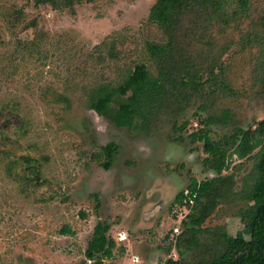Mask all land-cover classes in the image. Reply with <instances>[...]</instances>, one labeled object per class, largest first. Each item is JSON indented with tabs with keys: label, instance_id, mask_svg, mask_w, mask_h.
Instances as JSON below:
<instances>
[{
	"label": "rangeland",
	"instance_id": "1",
	"mask_svg": "<svg viewBox=\"0 0 264 264\" xmlns=\"http://www.w3.org/2000/svg\"><path fill=\"white\" fill-rule=\"evenodd\" d=\"M156 1L0 0V264H79L98 222L115 241L110 264L206 262L221 251V233L247 238L259 230L239 213L264 200L251 191L259 148L239 158L228 144L222 176L232 179L196 208L174 198L192 178L217 176L202 164L203 143L189 137L201 119L229 109L233 122L209 126L211 139L223 141L264 118V0H248L235 15L240 2L226 0L227 24L209 2L193 1L173 12L168 29L148 18ZM169 42V58L150 55L148 45ZM182 61L196 66L203 87L168 81L161 103L136 119L138 129L91 109L94 90L118 85L135 64L178 78ZM109 143L116 150L106 170L101 147ZM206 213L197 228L189 215Z\"/></svg>",
	"mask_w": 264,
	"mask_h": 264
},
{
	"label": "trees",
	"instance_id": "2",
	"mask_svg": "<svg viewBox=\"0 0 264 264\" xmlns=\"http://www.w3.org/2000/svg\"><path fill=\"white\" fill-rule=\"evenodd\" d=\"M56 1L59 0H36V3H47L55 7ZM63 1L66 5L72 4V0ZM193 1L199 4L209 2L215 12H220L219 17L224 24L231 20V18H227L229 16L224 12L223 5L226 0H157L151 6L148 18L163 29H168L171 27L173 12ZM238 1L242 8L233 11L234 15L244 12L247 8L248 0ZM170 47L171 42L161 45H148V50L152 57L163 60L169 58L173 53V49ZM182 62L179 67L178 78L169 76L164 71H160L158 76L154 77L149 74L143 63L135 64L133 68L128 69L125 78L118 85L113 86L110 83H105L94 90V99L90 104L91 109L116 127L138 129L139 125L136 124V119H144L145 111L148 108L161 103V98L167 92L169 82L171 84L179 82L183 88H191L194 91L203 87L204 82H201L200 79L202 74L199 73L196 66L192 62H185L184 64ZM207 72L209 77L213 76L212 67L207 69ZM214 79H216V76ZM262 81L264 83V80ZM220 85L223 91L229 90L228 85L223 83ZM233 120L234 116L229 109H223L220 115H209L201 119L199 121L200 129L189 134L191 142L203 143V152L207 155L202 161L204 168L217 174L216 177L204 179L200 182H197L194 178L191 179L188 191L190 192L189 197L195 204L194 208L201 204L202 197L219 189L218 183L221 184L232 179V175L222 176V173L229 168L230 148H232L231 154H235L239 158L246 157L253 150L259 148V160L256 165L257 176L251 186V191L264 193V118L257 122L254 129L248 128L245 130L238 127L234 128L233 132L223 141L219 139L213 141L211 139L209 126L214 124L227 125ZM144 125L145 123H143ZM185 126L186 123L180 128L182 129ZM179 139H182V137H179ZM228 144H230L229 149ZM101 149L106 157V162L103 165L107 170L111 166L112 154L116 150V145L109 143ZM32 161L35 163V159L26 157L24 163L32 166V169L34 168L32 172L38 174L39 166L32 163ZM194 194L195 196H193ZM245 197L248 198L247 195ZM182 198L183 194L179 192L174 198V203H181ZM95 199L98 201L97 196ZM186 205L189 206V203ZM213 206L214 204H211L209 207ZM96 208H99L98 203ZM239 213L243 223L259 225V230L250 232L247 238L242 232H237L235 236H229L225 232L221 233V251L210 260L196 264H264V200L259 203H250L246 208L241 209ZM206 216L207 213L198 218H193L192 214L189 215L197 228H200L199 225ZM197 228H190V230L196 233ZM108 230L109 225L107 223L98 222L96 224L84 252L85 260H82L79 264H110L106 263L105 260L113 256L115 241L107 235ZM63 232L70 233L71 231L65 228ZM165 264H180V261L168 259Z\"/></svg>",
	"mask_w": 264,
	"mask_h": 264
},
{
	"label": "built area",
	"instance_id": "3",
	"mask_svg": "<svg viewBox=\"0 0 264 264\" xmlns=\"http://www.w3.org/2000/svg\"><path fill=\"white\" fill-rule=\"evenodd\" d=\"M189 194L190 192L186 190L185 193H183V198L181 200V203H178V206L181 208V207H184L185 209H187V207H189L190 205H193V200L189 197ZM195 196V194L193 195ZM189 203V206H187L186 204ZM182 210V209H181ZM181 214V213H180ZM174 231L176 232L177 229L174 228ZM117 241L118 242H124L125 240H127L125 234L123 232L121 233H118L117 234V237H116ZM135 262V261H134Z\"/></svg>",
	"mask_w": 264,
	"mask_h": 264
},
{
	"label": "flooded vegetation",
	"instance_id": "4",
	"mask_svg": "<svg viewBox=\"0 0 264 264\" xmlns=\"http://www.w3.org/2000/svg\"><path fill=\"white\" fill-rule=\"evenodd\" d=\"M182 192V194H183V191H181Z\"/></svg>",
	"mask_w": 264,
	"mask_h": 264
},
{
	"label": "clouds",
	"instance_id": "5",
	"mask_svg": "<svg viewBox=\"0 0 264 264\" xmlns=\"http://www.w3.org/2000/svg\"><path fill=\"white\" fill-rule=\"evenodd\" d=\"M178 204V203H177ZM126 241V240H125Z\"/></svg>",
	"mask_w": 264,
	"mask_h": 264
}]
</instances>
